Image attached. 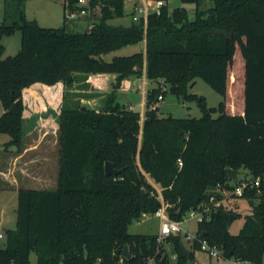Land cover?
<instances>
[{
	"label": "trees",
	"instance_id": "1",
	"mask_svg": "<svg viewBox=\"0 0 264 264\" xmlns=\"http://www.w3.org/2000/svg\"><path fill=\"white\" fill-rule=\"evenodd\" d=\"M19 1L18 20L9 24L5 0L6 19L0 24V133L11 137L7 144L20 148L24 90L62 82L60 174L56 190H19L17 226L0 240V264H31L33 253L37 264H146L150 258L155 264H172V255L175 264H191L195 251H201L200 240L225 258L263 264L264 0H212L207 10L199 9L202 0H181L196 5L194 19L185 7L171 9L167 3L160 14L148 16L147 26L143 19L112 23L125 16V0H104L99 19L80 32L27 20ZM78 1L65 0L66 11L81 13ZM98 3L92 2L91 9ZM17 31L21 50L3 59L2 39ZM143 43L145 51L106 59ZM145 68L149 81L164 80L184 100H197L202 117H161L159 107L152 106L159 96L164 98L163 92L151 88L141 126V113L121 105L118 90L124 80L142 77ZM93 74L116 76L114 90L98 111L84 110L80 99L86 97L75 91L82 76ZM198 79L223 97L218 107L209 108L205 98L189 94L188 86ZM107 161L124 173L108 177ZM229 168L240 172L239 180L246 174L249 180L261 177L259 188L244 193L243 198L258 202L239 235L229 233L234 213L223 207L200 223L190 258L181 235L166 240L170 254L157 235L129 232L134 221L162 206L147 176L161 186L170 217L182 221L186 213L209 203L219 185L232 189L238 184L229 179ZM126 247L130 260L122 257Z\"/></svg>",
	"mask_w": 264,
	"mask_h": 264
},
{
	"label": "rangeland",
	"instance_id": "2",
	"mask_svg": "<svg viewBox=\"0 0 264 264\" xmlns=\"http://www.w3.org/2000/svg\"><path fill=\"white\" fill-rule=\"evenodd\" d=\"M145 0H125V16L122 19L114 20L112 23L128 25L132 22V14L136 7L143 6ZM19 0H8L10 16L7 23H13L18 20L16 8H18ZM101 4L95 9H91L86 15H77L74 18L66 17L65 0H23L22 9L25 17L29 21H36L44 28H62L66 27L72 31H84L89 22L98 20L100 17ZM168 4L171 9L185 7L191 19L195 18L197 7L196 5H186L181 0H169ZM212 0H202L199 9L207 10L212 6ZM15 12V14H14ZM5 0H0V24L5 20ZM22 34L17 31L10 36H4L2 43L5 46L3 59L15 56L21 50ZM142 45H131L119 49L106 56L107 60H111L113 56H128L138 51H141ZM111 75H88L82 76L80 84L75 88V91L83 97L96 98V102L88 103L80 99V104L83 107H88L94 110H101L107 95L115 88L116 77ZM140 79L138 85H135L132 80H127L123 83L122 89L118 90V101L121 105H126L130 109V105L136 112L141 113V126H143L146 105L143 107L144 90L146 97L151 88H161L164 99L158 101L156 106L159 107V115L161 117L173 116L175 118H201L203 112L197 100L186 101L181 94L172 91V86L164 80L159 82L149 81L146 77V68L142 77L132 76ZM144 82L146 83L144 85ZM64 86V84H63ZM121 88V87H120ZM65 90L62 88V92ZM42 91V90H40ZM43 92V91H42ZM58 99L48 95V92L41 93L43 97L34 99L33 92L26 93V98L23 92V138L21 147L11 146L7 143L11 141L8 134L0 133V149L3 153L9 154L8 157L0 158L1 167L12 171L16 181L12 179L5 180L1 186L9 189H0V233H5L7 230L15 229L17 226V209H18V193L20 189L30 190H56L59 184L60 174V141H59V123L58 117L62 111L63 96L62 93ZM189 94H195L206 99L209 108H216L223 101V97L213 90L203 80L198 79L193 85L188 86ZM48 95V97H46ZM52 97V98H51ZM57 101L55 102L54 101ZM49 100L53 101L51 104ZM93 100V99H92ZM147 101V100H146ZM4 112L3 105L0 101V116ZM26 115V116H25ZM217 117L218 114H214ZM26 117V119L24 118ZM34 117V118H33ZM53 122H56L58 131L52 130ZM44 123V124H43ZM142 139V133L140 135ZM23 157L20 161L14 159V155ZM3 165V166H2ZM150 183L158 192V196L162 195V188L147 176ZM264 179V175H263ZM1 184V183H0ZM1 188V187H0ZM19 189V190H18ZM257 196H261V190L256 191ZM258 199L235 198L229 197L223 201V208L227 211H233L235 218L232 223H228V231L231 235H239L244 229L247 219L252 215L254 204ZM166 205H169L166 202ZM209 205V203H208ZM169 208V207H168ZM192 211L185 214L182 220L181 237L184 245L190 249L193 241L187 239V232L191 235H196L200 229V224L197 219L191 215ZM230 221V220H229ZM160 219L154 215L142 216L138 221L129 227L131 234L138 235H159ZM168 253H172V247L168 243L165 244ZM176 256L172 255V264H175ZM31 264H37V255H31ZM119 264H123L121 261ZM191 264H244L233 256L225 258L222 255L219 257H210L205 251H195V258ZM264 264V263H263Z\"/></svg>",
	"mask_w": 264,
	"mask_h": 264
},
{
	"label": "built area",
	"instance_id": "3",
	"mask_svg": "<svg viewBox=\"0 0 264 264\" xmlns=\"http://www.w3.org/2000/svg\"><path fill=\"white\" fill-rule=\"evenodd\" d=\"M96 1V0H95ZM100 3H102L104 0H97ZM169 1V0H168ZM92 3L91 0H79L78 5L80 7H83L81 13H78L80 15H86L90 12L89 6ZM143 6H138L135 8L133 14H132V20L135 22H140L142 19L144 20L145 26H147V20L148 16L151 13H157L160 14L161 8L166 5L168 2L163 0H145ZM77 15V13H72L69 11H66V17L74 18ZM159 101L163 100V96H159ZM130 109H133L132 106H130ZM152 109H156V105L152 106ZM180 163L182 164L181 160ZM238 184H234V187L232 189L225 188L221 185L217 187V189L211 194L210 196V202L208 203H201L197 208L192 210L191 215L193 218L197 219L198 223H203L205 221H210L211 213L220 208L223 207V201L229 198V197H235V198H242L244 196V193L247 189H255L259 188L261 185V177H258L257 179H251L248 178H242L239 180L238 178ZM233 181V182H237ZM221 196V199H218V197ZM158 199L161 200L162 206L153 214L154 216L158 217L161 221L160 223V233L158 235L157 241L159 244H166V240L173 235H180L182 232L181 223L182 221H176L173 220L168 212L169 205H166V202L163 198V196H158ZM147 216V215H144ZM4 239V235L0 233V240ZM187 239L193 241L196 239V235H191L187 232ZM201 243V250L207 252L210 257H219L221 256V251L215 247L211 246L207 240H200ZM123 264H125L123 261H121ZM119 264V263H118ZM146 264H155L154 258H150ZM244 264H251L249 262H246Z\"/></svg>",
	"mask_w": 264,
	"mask_h": 264
},
{
	"label": "crops",
	"instance_id": "4",
	"mask_svg": "<svg viewBox=\"0 0 264 264\" xmlns=\"http://www.w3.org/2000/svg\"><path fill=\"white\" fill-rule=\"evenodd\" d=\"M66 9V8H65ZM66 12V11H65ZM142 45V49H141V51H145V49H146V45H145V43H143V44H141ZM138 52H140V51H138ZM137 53V52H136ZM114 77H116V76H114ZM127 80H132L133 82H134V84L135 85H138V81L140 80V79H138V78H134V77H130V78H128V79H126V80H124L123 81V83L125 82V81H127ZM123 83H122V85H121V88L120 89H122V87H123ZM146 83L144 82V85H145ZM62 88H64V86H63V83L62 82H59V83H57V84H55V85H52V86H48V85H45V84H42V83H36V84H34V85H32L31 87H29V88H26L25 90H24V97L26 98V93H30L31 94V92H33L32 94H33V96H34V99H36V98H38V99H40L41 97H43L42 96V94L41 93H45V92H48L49 94L48 95H50V96H52V97H54V98H56V99H58L59 97H60V95H61V92H62ZM40 90H42V91H40ZM64 92V91H63ZM62 92V93H63ZM146 91L144 90V99H143V102H142V106L144 107L145 105H146ZM31 94V95H32ZM48 95L46 96V97H48ZM51 97V98H52ZM93 99V100H92ZM96 98H83L82 100H84V101H87L88 103H91V102H96V100H95ZM54 101H55V99H54ZM48 102H50V104L53 102V101H51V100H49ZM55 102H57V101H55ZM131 106V105H130ZM133 107V106H132ZM145 108V107H144ZM4 113V112H3ZM2 113V114H3ZM1 114V115H2ZM26 116V115H25ZM25 119H26V117H24ZM34 118V117H33ZM44 124V123H43ZM52 130H55V132H57L58 131V128H57V125H56V122H53V125H52ZM3 154H5L4 156L6 157H8V155L9 154H7V153H3V150H1L0 149V158L2 157V158H5V157H3ZM14 155V159L15 160H17V161H20L21 160V158L23 157V154H21V155H15V154H13ZM1 160V159H0ZM1 164H2V162L0 163V189H9V188H6L5 186H1L4 182H5V180H8V179H12V181L14 182V181H16V178H15V176L13 175V173H12V171H9V169L7 168V169H3V167H1ZM3 166V165H2ZM4 185V184H3ZM19 190V189H18ZM237 199V198H236ZM3 213H1V215H2ZM3 234V233H2Z\"/></svg>",
	"mask_w": 264,
	"mask_h": 264
},
{
	"label": "water",
	"instance_id": "5",
	"mask_svg": "<svg viewBox=\"0 0 264 264\" xmlns=\"http://www.w3.org/2000/svg\"><path fill=\"white\" fill-rule=\"evenodd\" d=\"M91 1L94 2L95 0H91ZM172 91H176V88L173 87ZM83 109L85 110L86 107H83ZM182 134L184 135V133H182ZM124 171H125L124 168L123 169H118L116 167V165L113 162H111V161H107L105 163V173H106V175L108 177H112V176L117 177L119 175H122L124 173ZM227 173H228L229 179L232 180V181H237L239 176H240V172H237V171H235V170H233L231 168H229L227 170ZM247 177H248V174L245 175V178H247ZM234 218L235 217L232 215L231 218H230L229 224L232 223ZM182 249H183L184 253L190 258L191 255H192V251L189 250L184 244L182 245ZM122 257L125 258V259H128V260H130L132 258V254L130 253L128 247H126L123 250Z\"/></svg>",
	"mask_w": 264,
	"mask_h": 264
}]
</instances>
